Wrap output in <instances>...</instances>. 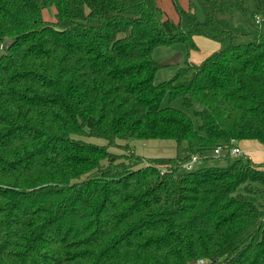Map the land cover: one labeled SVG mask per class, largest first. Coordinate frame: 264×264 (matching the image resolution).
<instances>
[{"label":"trees","instance_id":"16d2710c","mask_svg":"<svg viewBox=\"0 0 264 264\" xmlns=\"http://www.w3.org/2000/svg\"><path fill=\"white\" fill-rule=\"evenodd\" d=\"M171 3L175 18L158 0H0V264H264V160L183 167L264 144V0ZM195 36L217 49L155 83L153 49Z\"/></svg>","mask_w":264,"mask_h":264},{"label":"rangeland","instance_id":"374dc122","mask_svg":"<svg viewBox=\"0 0 264 264\" xmlns=\"http://www.w3.org/2000/svg\"><path fill=\"white\" fill-rule=\"evenodd\" d=\"M179 3L183 6H187L188 0H178ZM158 3L160 7L165 11V14L167 16L176 17L175 12L173 11L171 0H158ZM197 16L202 19V13L201 10L196 7L195 9ZM55 7L53 5L46 6L42 9V17L47 21H53L55 19ZM234 24L238 28L254 32V28L250 26L242 17L240 13H235L234 15ZM195 41L197 45L199 46L198 51H191L187 52L185 46L182 43H174L170 46H157L153 49L152 56L153 59L160 64L161 61L165 60L166 58L170 57L171 55L175 54L176 52H181L182 55V61L184 60H192L193 62H196L197 60L200 61V59H203L206 54H208L211 50L217 49L218 43L208 39L203 36H196ZM181 65V64H180ZM179 65H168V66H160L156 69L155 75H154V82L158 83L162 80L169 79L172 75L176 73V70ZM172 105L181 108L184 110L187 114H189L193 121L195 122V117L193 116L194 109H199V105L195 104L193 106L185 107L180 99H176ZM82 140L90 141L93 143H99L103 144L104 140L97 138V137H81ZM148 141L151 145H145L142 142ZM129 144L132 148L137 150V153L140 156L144 157H170L176 154V146L173 141L171 140H164V139H149V140H140V139H131L129 141ZM145 145V146H144ZM235 145H238L239 147L242 145V143H235ZM111 151L114 152H121L123 149L116 148V147H110ZM188 150L184 146H180L178 149L179 155H185L184 153H188ZM244 153V152H243ZM226 154V149H222L220 154H215L213 152H207V154H204L205 156H209L206 160L201 159L199 163H195L192 166V169L199 168V167H207V166H226L230 162V160L224 158L223 156ZM251 155V154H249ZM233 157V156H231ZM255 155H252L251 158L255 161ZM146 164V162H144ZM257 186H259L264 193V184L256 183ZM262 203L264 205V200H262ZM264 207V206H263Z\"/></svg>","mask_w":264,"mask_h":264},{"label":"crops","instance_id":"0c3cea01","mask_svg":"<svg viewBox=\"0 0 264 264\" xmlns=\"http://www.w3.org/2000/svg\"><path fill=\"white\" fill-rule=\"evenodd\" d=\"M195 37H194V39H195ZM198 61L199 60H197L196 62H198ZM142 143L145 145H151V144H149L150 142H148V141H146V142L143 141ZM240 143H242V145L240 147L242 148L243 152L246 153L247 155L251 154V155H249V157H252V155H255L256 156L255 161H263L264 160V144H262L256 140H245V141H241ZM135 151L137 152V150H135ZM208 157L209 156L206 155V156H203L202 159L206 160ZM199 162H196V163H199Z\"/></svg>","mask_w":264,"mask_h":264},{"label":"built area","instance_id":"2783aa9c","mask_svg":"<svg viewBox=\"0 0 264 264\" xmlns=\"http://www.w3.org/2000/svg\"><path fill=\"white\" fill-rule=\"evenodd\" d=\"M222 149H226V154L231 155V156H237L240 154H243V150L241 147H239L238 145H234L231 147H227L226 145L224 146H218L213 153L215 154H220V152L222 151ZM203 155H197V154H192L190 159L185 162L183 164V167L186 169H192V166L194 165V163L199 162L202 159ZM202 261H200L201 263Z\"/></svg>","mask_w":264,"mask_h":264},{"label":"water","instance_id":"95a60500","mask_svg":"<svg viewBox=\"0 0 264 264\" xmlns=\"http://www.w3.org/2000/svg\"><path fill=\"white\" fill-rule=\"evenodd\" d=\"M85 12L88 13L89 10L85 7ZM13 42L12 39L7 41L6 46H9ZM6 54L4 48H0V59L3 55ZM182 63V55L181 52H176L175 54L171 55L170 57L166 58L165 60L160 62L161 66H168V65H180Z\"/></svg>","mask_w":264,"mask_h":264}]
</instances>
